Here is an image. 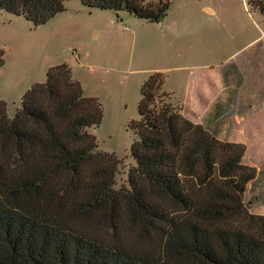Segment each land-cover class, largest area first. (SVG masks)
I'll return each mask as SVG.
<instances>
[{
    "label": "trees",
    "instance_id": "obj_1",
    "mask_svg": "<svg viewBox=\"0 0 264 264\" xmlns=\"http://www.w3.org/2000/svg\"><path fill=\"white\" fill-rule=\"evenodd\" d=\"M66 1L0 0V10L40 26ZM80 2L153 23L171 7ZM165 81L154 73L142 87L135 164L122 186L121 161L92 133L103 106L68 65L33 85L14 118L0 102V264H264V217L244 200L257 176L243 164L246 147L189 121Z\"/></svg>",
    "mask_w": 264,
    "mask_h": 264
},
{
    "label": "rangeland",
    "instance_id": "obj_2",
    "mask_svg": "<svg viewBox=\"0 0 264 264\" xmlns=\"http://www.w3.org/2000/svg\"><path fill=\"white\" fill-rule=\"evenodd\" d=\"M65 8L40 26L0 10V102L14 118L33 85L46 83L51 68L68 65L85 95L103 106L102 123L92 133L100 151L121 161L118 186L135 164L142 87L163 73L157 68L177 65L174 55L192 53L190 46L204 47L214 62L234 69L249 53L264 51V0H171L159 23L91 11L80 0H67Z\"/></svg>",
    "mask_w": 264,
    "mask_h": 264
},
{
    "label": "crops",
    "instance_id": "obj_3",
    "mask_svg": "<svg viewBox=\"0 0 264 264\" xmlns=\"http://www.w3.org/2000/svg\"><path fill=\"white\" fill-rule=\"evenodd\" d=\"M189 49L193 52L174 55L177 65L156 69L166 75L164 91L189 121L221 142L246 147L243 164L255 168L257 176L247 186L245 202L253 215L264 217V51L249 53L234 69L214 62L204 47Z\"/></svg>",
    "mask_w": 264,
    "mask_h": 264
}]
</instances>
